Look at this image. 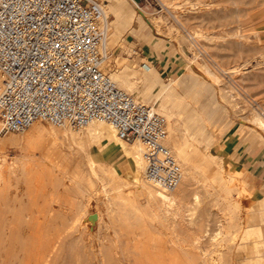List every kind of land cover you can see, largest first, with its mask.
Segmentation results:
<instances>
[{"label": "rangeland", "instance_id": "1", "mask_svg": "<svg viewBox=\"0 0 264 264\" xmlns=\"http://www.w3.org/2000/svg\"><path fill=\"white\" fill-rule=\"evenodd\" d=\"M98 1L101 2L103 12L108 14L106 57L103 63L106 71L110 75L117 70L118 73H131L135 77L132 81L135 86L140 85L143 79L147 78L153 82V89L157 91L162 87L161 85L174 82L166 110L177 114L183 125L188 127L186 131L190 143L188 151L195 155L201 154V157L212 168L214 167L215 170L211 174L216 173L219 179L211 178L208 194L202 182L194 180L182 206L186 221L182 222L179 218L174 223V229L167 222L165 224H168V227L164 223L162 227L157 219L153 218V221L149 216L145 218L147 210L145 211L144 199L134 194L132 185L131 187L121 183L123 186L120 187V192L127 198L123 200H126L125 202L122 198L117 205L108 203L110 196L102 190L101 181L96 175L88 172L90 168L87 163V152L71 138L53 140L39 137V139L33 134L32 139L30 137L32 133H29V140L33 141L31 146L21 147L12 144L9 140L11 137L26 136L31 128L23 132L22 136H18L21 133L0 135L2 145L0 160L2 157L5 158L1 164L4 163L3 167H6V170L14 167L11 166L12 164L19 165L27 161L41 166L26 165L19 181L15 176L6 175L8 181L0 190V264H11V262L16 264V261L17 264H24L27 260H30L29 264H84L82 259L89 260L90 257L92 259L90 258L87 263L92 262V264L105 262L106 264L110 262L200 264L201 254L203 257H212L206 258L207 264H264V210L253 205L249 200V173L246 168L239 165L241 162L239 158L245 151L259 150L264 157V137H262L264 128L256 123L257 116L264 119V0H160L162 7L153 6L149 9H140L134 6L131 0H125L126 20L122 22L116 20L109 0ZM99 25L101 27L104 25L101 18ZM196 39L199 44H196ZM140 41L151 45L153 43L167 45L171 50L179 51L182 59L180 58V69L177 74L166 75L153 68V73L145 71L143 69L145 64L141 63V58L137 54ZM193 61L197 63L196 66L190 64ZM217 72L221 73L217 74ZM219 75L223 80L219 79ZM214 76L220 80L218 81L220 84L216 86L212 84ZM217 88L226 92L224 90L218 92L215 90ZM132 90V94L146 102L134 91V87ZM227 91L228 94L225 96ZM232 93H235V97ZM146 103L159 110L158 105L153 102ZM170 122L168 120V126ZM35 125L40 126V129H46H42L46 132H53L54 129V126L48 123L38 122ZM107 126L104 124L105 128ZM68 128L77 135L84 132L83 129ZM111 132L113 133V130ZM230 136L236 138L237 144L232 148L224 149L223 142ZM113 149L111 147V150ZM241 149L242 153H239ZM64 153L68 158L71 156L70 159H64ZM199 160L195 162L199 164ZM105 161L116 166L124 181H130L133 172L136 171L134 161L129 157L121 156L119 152L115 160L108 161L105 156ZM77 162L80 169H83L81 171L85 173L87 181L90 182L89 186L81 183L83 190L80 189V193L83 194L75 189L77 187L75 184H73L74 189L72 187L65 191L57 182L58 178L66 179L71 174L74 176L73 170L75 171ZM196 169L195 176L198 179H205V174L204 176L198 174L203 171V166ZM129 187L132 189L131 192ZM194 192L201 194L199 201H192L191 196ZM133 194L137 196H134L135 200ZM131 197L135 202H132V205L136 204L137 207L136 205L132 207L131 203H128V198ZM78 202L80 205L76 204ZM125 204L131 207L128 205L125 207ZM139 207L142 208L143 213L141 211L138 213V210H141ZM126 209L131 214L125 212ZM135 209L137 213L134 212ZM77 210L80 212L77 213ZM132 211L135 216L142 214L145 217H138L139 221ZM56 214L59 215L58 218ZM82 218L83 220L80 221ZM124 218L130 220L126 221ZM143 218L146 222L141 221ZM132 221L135 222L132 224ZM62 224L70 230H79L72 231L74 235L76 233L74 236L76 240L59 243L62 250L59 249L56 256H48L47 259L44 257L41 260L39 253H46L52 245L58 244V235L65 228ZM80 229L83 231L81 232ZM134 234H137L138 238ZM196 236H200L199 246L190 247ZM78 242L81 243L82 248L84 246V250L88 247L86 251H90L93 256L90 254L81 258L80 252L84 255V251L79 247ZM117 242L118 245L120 243L119 247ZM179 242L184 248H191L194 252L189 261H186L188 257L178 249ZM134 244L137 248L133 246ZM76 246L79 248L75 249ZM127 247L131 249V253ZM120 251L123 252L122 255L119 254ZM203 253L205 255L207 253L208 256ZM195 258L199 260L192 262Z\"/></svg>", "mask_w": 264, "mask_h": 264}, {"label": "built area", "instance_id": "2", "mask_svg": "<svg viewBox=\"0 0 264 264\" xmlns=\"http://www.w3.org/2000/svg\"><path fill=\"white\" fill-rule=\"evenodd\" d=\"M103 14L98 0H0V135L38 122L78 130L104 123L124 141L145 144L146 180L171 192L182 170L167 143L168 121L106 71Z\"/></svg>", "mask_w": 264, "mask_h": 264}, {"label": "bare ground", "instance_id": "3", "mask_svg": "<svg viewBox=\"0 0 264 264\" xmlns=\"http://www.w3.org/2000/svg\"><path fill=\"white\" fill-rule=\"evenodd\" d=\"M163 1V0H162ZM110 2V6L112 7L113 11H114V14H115V18L117 21L119 22H122V21H125L126 20V10H125V0H109ZM166 2V1H165ZM133 3V2H132ZM128 4V3H126ZM134 6L137 7V5L135 3H133ZM128 7V6H127ZM130 8V7H129ZM134 15V14H133ZM101 22L102 24H106V19L108 18V14L104 13L101 17ZM131 18V17H130ZM114 21V20H113ZM103 25V26H104ZM198 33V32H197ZM196 33V34H197ZM195 34V36H196ZM203 35V34H202ZM201 35V36H202ZM191 36V35H190ZM189 36V37H190ZM200 36V37H201ZM242 36V35H241ZM188 37V38H189ZM192 37V36H191ZM190 37V38H191ZM114 41V40H113ZM194 41V40H193ZM192 42V41H191ZM196 44H199L198 40L196 39ZM194 42V43H195ZM198 42V43H197ZM109 44V43H108ZM111 46V45H110ZM200 46V45H199ZM197 50V49H196ZM195 50V51H196ZM194 52V51H193ZM203 52V51H202ZM195 53H198V52H195ZM109 58V57H108ZM206 58V57H205ZM108 60V59H107ZM203 60V59H202ZM205 61V60H204ZM208 62V60H207ZM110 63V62H109ZM196 62L193 61L191 62L190 64H193V66H196L197 63L195 64ZM209 65V64H208ZM211 66V65H210ZM150 67V66H149ZM148 66H145L143 67V69L145 71H148V72H152V68L151 70L149 69ZM201 68V66H199ZM195 68V67H194ZM192 67V69H194ZM212 68V67H211ZM133 69V68H132ZM191 69V70H192ZM233 69V67H232ZM150 70V71H149ZM196 70V69H194ZM193 70V71H194ZM118 71V70H117ZM112 72V78L113 80L116 82V84L126 90V91H129L132 93V89L134 87V91H136L138 93V95L144 99L146 102H153L155 105H158L159 107V110L157 111H160L162 112L163 116L168 119L170 122V126H168V138H167V143H168V146L172 152V154L174 155V157L176 158V160L178 161L180 167H181V170H182V178H181V181L179 183V185L177 186V188L171 192H164L156 187H154L152 184H150L148 182V180H146L145 178V160H144V157H143V151L145 150L146 146L143 142L141 141H135V142H126L124 141L123 139L119 138L118 136H116V134L113 133L108 130L107 128L111 129L110 126H107V128L104 127V123H93L89 126H87L86 128H84V132L80 135H77L75 134L72 129L68 128V127H56L54 126V129H53V132H46L42 129H40L39 127L40 126H37L35 124H33L29 129V132L28 134H25L26 136L24 137H20V138H15V137H11V139L9 140L12 144H16V145H20L21 147H24L26 145H29L31 146L30 144L33 142H31V140H29V138L34 134V136H38L37 138L39 137H47L49 139H53V140H56V138H59L60 140H67L68 138H71L72 140L76 141L75 144L77 143L82 149H84L86 152H87V163H88V166H89V173L90 174H94L96 175L99 180L101 181V187H102V190H104L108 196H110V203L111 205H117L119 204V199H122V201L124 199H127L125 197V195H123L121 192H120V187L123 186L121 183H124V184H127L128 185H132L133 188H134V194L136 193L138 196H141V198L143 197L144 199V206H145V211L147 210V212L145 213L147 216L145 217V215H136L135 216V213L137 210L135 209V211L133 212L134 213V216L135 217H139V218H142L143 216L147 219L148 216L149 218L151 217L150 220H152L153 218L154 219H157L163 226L162 223H168L169 225H171V228L174 229V223H176V221L180 218L182 220V222H185L186 219H184V214H183V204H184V200L186 198V196L188 195L189 193V190H190V186L192 185V182L194 180H197V182L201 181L202 182V185L204 187V190H207V194L210 193V191H208V188L210 187L211 185V178H217L219 179V177L217 176L216 173H213L211 174L212 172H214V167L212 168L208 162H206V160L204 158L201 157V154L199 155H195L193 153H191L190 151H188V147L190 146V143H189V139L186 135V131L188 130V127L186 128V126L183 125V123L181 122L179 116H177V114L173 113V112H170V111H167L166 110V105H167V102H168V97L170 96V94L172 93V89L171 87L173 86V83L172 81H170L169 83L167 84H163L161 85L162 87L157 91V90H154V84L151 80L147 79V78H144L143 79V82L138 85V86H135L133 84V79H135V77H133V75H131V73H127V72H123V73H118V72ZM136 71V70H135ZM139 71V70H138ZM197 71V70H196ZM204 71V70H203ZM218 71V69H217ZM220 71V70H219ZM229 71V70H228ZM239 71V70H238ZM200 72V71H198ZM231 72V71H230ZM191 73V72H190ZM216 73V71H215ZM218 73H221V72H217ZM135 74V73H134ZM202 74V73H201ZM226 74V72H225ZM150 75V74H149ZM200 75V73H199ZM232 75V73L230 74ZM144 76V75H143ZM151 76V75H150ZM220 76V75H219ZM202 77V76H201ZM150 78V77H149ZM156 78V77H154ZM153 78V79H154ZM222 77L220 76L219 79L220 80H223L221 79ZM218 77L217 76H214V78L212 79V84L213 85H217V84H220L218 83ZM176 81V80H175ZM234 81V80H233ZM224 82V81H223ZM211 83V82H210ZM225 85V84H224ZM224 87V86H222ZM237 87V86H236ZM221 88V86H220ZM220 88H217L215 90H217L218 92H220L222 89ZM238 89V88H237ZM224 90V89H223ZM222 90V92H223ZM233 89H231V92H232ZM225 91V90H224ZM239 91V90H238ZM226 92V91H225ZM224 92V93H225ZM230 93V92H229ZM228 94V91L227 93H225V96H227ZM218 95V94H217ZM223 95V94H222ZM234 95V96H233ZM232 96L235 97V93H232ZM229 97V95H228ZM231 97V96H230ZM222 98V97H221ZM225 99V98H224ZM223 99V100H224ZM231 99V98H230ZM236 99V98H234ZM233 100V99H232ZM238 100V99H237ZM218 101V100H217ZM224 102H227V101H224ZM233 102V101H232ZM239 102V101H238ZM221 103V102H220ZM229 103V102H228ZM232 106V105H231ZM176 112V111H175ZM259 112V111H258ZM262 112V111H261ZM263 113V112H262ZM185 118V117H184ZM167 120V121H168ZM256 123H258L262 128H264V119L260 116H257L256 118ZM257 124V125H258ZM258 125V126H259ZM252 128V127H251ZM260 128V127H258ZM74 130V129H73ZM27 132V131H26ZM29 133L31 134L30 137H29ZM23 134L21 133L20 135L18 136H22ZM260 135L261 132H260ZM262 137H264L262 135ZM33 139V137H31ZM35 139V138H34ZM40 139V138H39ZM69 140V139H68ZM54 142V141H53ZM2 143V142H1ZM3 144V143H2ZM0 147H2V145L0 144ZM111 147H113L114 149L113 150H116V152H119L120 155L124 156V157H129L131 158L135 165H136V171L133 172V175L132 177L130 178V181H124L123 177L119 174L118 172V169L116 168L115 165H112V164H109L105 161V156H106V152H108L109 150H111ZM195 149V148H194ZM197 149V148H196ZM45 152V151H44ZM201 152V151H200ZM199 152V153H200ZM52 153V152H51ZM84 153V152H83ZM65 154V153H64ZM63 154V155H64ZM44 155H48V154H44ZM52 155V154H51ZM79 156V155H78ZM27 157V156H26ZM71 157V156H70ZM70 157L68 158L67 155L65 154L63 156L64 159H70ZM216 157V156H215ZM214 157V158H215ZM76 158V157H75ZM217 158V157H216ZM5 158L2 157V159L0 160V190L2 189V187H4V184L6 183L7 180V177H13L15 176L16 179H18L19 181V178H21V175L23 173V169L26 165H30V166H34L35 163L33 164H30L28 161L25 162V163H20L19 165H11V166H14L12 168H8L7 170L3 167V164H1L2 161H5L4 160ZM32 159V158H31ZM74 159V157H73ZM197 159H200V163L197 164L195 162V160ZM30 160V159H29ZM79 160V158H78ZM32 161V160H31ZM73 161V160H71ZM76 160H74L75 162ZM79 162V161H78ZM77 162V164H75V171L73 170L74 173V176H72V174L70 176H67V178L65 179H60L58 178L57 182L59 183V185L61 187H63V189H65V191L69 190L70 188L73 187L74 189V186L73 184H75L76 188L75 189H78V192L80 193V189L83 190L81 187V183H84L85 185L87 184L88 186L90 185V182L87 181V178H86V175L85 173H83V169H80V165L79 163ZM210 162V161H209ZM213 161H211L212 163ZM8 163V162H7ZM6 163V164H7ZM39 163V162H38ZM76 163V162H75ZM81 163V162H80ZM36 166L38 167H41L39 166L38 164H35ZM41 165V163H40ZM203 166V171L202 172H198V174H203L202 176H204L205 174V179H198L195 175L197 174V169L196 168H199L200 166ZM16 166V167H15ZM221 166V165H220ZM82 167V166H81ZM222 168V167H221ZM218 169V168H217ZM222 171V170H221ZM221 173V172H220ZM24 174V173H23ZM87 174V173H86ZM211 174V175H210ZM7 175V177H6ZM65 175V174H63ZM210 175V176H209ZM57 176V175H56ZM92 176V175H91ZM90 176V177H91ZM66 177V176H64ZM87 177H88V174H87ZM231 177V176H230ZM63 178V177H62ZM94 181V180H93ZM92 181V182H93ZM98 182V181H97ZM224 183V182H222ZM94 184V183H93ZM58 185V184H57ZM84 185V186H85ZM59 186V187H60ZM131 186V187H132ZM58 187V189H59ZM93 188L95 187L94 185L92 186ZM131 187L130 188V192H131ZM212 187V186H211ZM57 188V187H56ZM89 188V187H88ZM86 189V188H85ZM84 189V191H85ZM91 189V188H90ZM98 189V187H97ZM60 190V189H59ZM125 190V189H124ZM127 190V189H126ZM77 191V190H76ZM83 191V192H84ZM129 191V190H128ZM3 192V191H2ZM63 192V191H62ZM69 192V191H68ZM67 192V193H68ZM78 192H77V196H78ZM206 192V191H205ZM74 194V192H71ZM91 193H92V190H91ZM105 193V194H106ZM125 193V192H124ZM231 193V192H230ZM60 194V193H59ZM80 194H83V193H80ZM79 194V195H80ZM132 194V193H131ZM133 194V198L135 200V197L136 195ZM210 195V194H209ZM107 196V195H105ZM128 198V203H131L132 205V202L135 203L134 201H132L133 198ZM137 197V196H136ZM200 197H201V194L199 192H194L191 196V199L193 202H196V201H199L200 200ZM105 198V197H104ZM107 198V197H106ZM105 198V199H106ZM140 199V198H139ZM138 199V200H139ZM108 200V199H107ZM126 201V200H125ZM123 201V202H125ZM142 202V201H141ZM105 203V202H104ZM107 203V202H106ZM77 205H80L79 202L76 203ZM107 205V204H105ZM126 205L129 206V204H125V207ZM136 204H134L135 206ZM85 206V205H84ZM83 206V207H84ZM120 206V205H118ZM117 206V207H118ZM132 205V207H134ZM82 207V206H81ZM124 207V208H125ZM131 207V206H129ZM137 207V205H136ZM121 208V207H120ZM128 208V207H127ZM141 210H138V213L139 211H143L141 207H139ZM138 208V209H139ZM84 209V208H83ZM133 208H131L132 210ZM80 210V209H78ZM77 210V211H78ZM84 210H87V209H84ZM123 210V209H122ZM130 210V211H131ZM83 211V210H82ZM112 211V210H111ZM124 211V210H123ZM122 211V212H123ZM128 210L126 209L125 212H127ZM144 211V212H145ZM59 212V211H58ZM57 212V214H58ZM80 211H78L77 213H79ZM86 212V211H85ZM109 212V210H108ZM115 211H113L114 213ZM129 212V211H128ZM87 213V212H86ZM112 213V214H113ZM117 213V212H115ZM130 213V212H129ZM137 213V212H136ZM143 213V212H142ZM56 214V217L59 215ZM131 214V213H130ZM119 215V213L117 214ZM115 216V215H114ZM133 216V218H134ZM57 217V218H58ZM76 217V216H75ZM82 217V216H81ZM92 217V216H91ZM97 217V215H96ZM112 217V216H111ZM119 217V216H118ZM124 216H122L123 218ZM128 217V216H127ZM56 218V219H57ZM61 218V217H60ZM85 218V217H84ZM136 218V220H137ZM138 218V220L140 221V219ZM92 219V218H91ZM126 221L130 220V219H126L124 218ZM135 219V218H134ZM146 219L144 221V218L141 220L142 222H146ZM153 219V221H154ZM83 220L80 219V221ZM102 220V219H101ZM149 220V221H150ZM67 221V220H66ZM76 221V220H75ZM100 221V220H99ZM103 221V220H102ZM153 221H150L152 223H154ZM157 221V222H158ZM64 222V221H63ZM73 222V221H72ZM87 222V221H86ZM116 222V221H114ZM135 221H132V224L134 223ZM148 222L149 224H152ZM156 222V221H155ZM159 222H158V226H159ZM68 223V222H67ZM67 223H63L65 225H67ZM62 224V227H65L64 225ZM70 224V223H68ZM73 224V223H72ZM81 224V223H80ZM87 224V223H86ZM85 224V225H86ZM117 225L119 223H116ZM127 224V223H126ZM131 224V225H132ZM168 224H165V226H167ZM71 225V224H70ZM153 225V224H152ZM157 225V224H156ZM76 226V225H75ZM91 226V225H90ZM120 226V225H119ZM135 226H136V223H135ZM86 227V226H85ZM84 227V228H85ZM161 227V228H162ZM168 227V226H167ZM170 227V226H169ZM75 228V227H73ZM80 228V227H78ZM112 228V227H111ZM115 228V227H114ZM151 228V227H149ZM252 228V227H251ZM72 229V228H71ZM83 229V228H82ZM82 229L81 232L83 231ZM156 229V228H155ZM160 229V228H159ZM166 229V228H164ZM58 230V229H56ZM74 229L70 230L69 227H65L64 229L60 231H57V232H60L59 235H58V239H57V242L58 244L56 245H52L51 248L45 253H39V255H41V260L44 259H47L46 257H54L56 256V253H58L57 251L59 249L62 250V248H60V245L59 243H62L63 241H75V235L74 233H72ZM90 230V229H88ZM154 230V229H152ZM79 231V230H78ZM78 231H75L74 232H78ZM86 231H87V228H86ZM85 231V232H86ZM116 231V230H115ZM84 232V233H85ZM158 232V231H157ZM255 232V231H254ZM83 233V234H84ZM116 233V232H114ZM156 233V232H155ZM258 233V232H257ZM82 234V235H83ZM142 234V233H140ZM81 235V234H79ZM81 235V236H82ZM89 235V234H88ZM116 235V234H115ZM136 235V237L138 238L137 234H134ZM133 235V237H134ZM161 235V233H160ZM159 235V236H160ZM165 235V234H164ZM163 235V236H164ZM178 235V233L176 234ZM205 235H207V232L205 233ZM119 236V235H118ZM215 236V235H214ZM78 237V236H76ZM129 237V236H128ZM127 237V238H128ZM131 237V236H130ZM83 238V237H82ZM88 238V237H87ZM117 239V237H116ZM121 240V238H118ZM85 240V239H84ZM119 240V242H120ZM130 240V239H129ZM140 240V239H139ZM81 241V239H80ZM88 241V240H87ZM105 241V240H104ZM82 244H83V241H81ZM108 242V245H109V241ZM113 242V241H112ZM65 243V242H64ZM74 243V242H72ZM106 243V242H105ZM111 243V242H110ZM125 243V242H124ZM63 244V243H62ZM66 244H68L66 242ZM79 244V242L77 243ZM81 244V243H80ZM79 244V245H80ZM85 244V243H84ZM91 245V243H88ZM107 244V243H106ZM114 244V242H113ZM123 245V243H121ZM132 244V242H131ZM154 244V243H153ZM200 244V236H196L193 238L192 240V243H191V246L190 247H196V246H199ZM65 245V244H64ZM89 245V247H90ZM117 245H118V242H117ZM120 245V243H119ZM118 245V247H119ZM130 245V244H129ZM136 244H134L133 246H135ZM140 245V244H139ZM220 245V244H219ZM59 246V247H58ZM66 246H69V245H66ZM65 246V247H66ZM82 245H80L79 247H81ZM87 243H86V247H87ZM116 246V245H114ZM177 246L179 247L178 249H180V251H182L188 258V260L186 261H189L191 258H192V254L194 253L191 248H184L183 245L181 244V242H179V244H177ZM63 249H64V246H62ZM70 247V246H69ZM68 247V248H69ZM78 247V248H79ZM109 247V246H108ZM136 247V246H135ZM150 247V246H149ZM73 248V247H72ZM77 246L75 247V249H78ZM88 248V247H87ZM84 250V246L83 248L81 247V249H83L84 251V255H83V252H80L82 254V256H80V253H79V256L82 258L83 256H87L92 253H90V251H86V249ZM112 248V247H111ZM115 248V247H114ZM131 248V247H130ZM137 248V247H136ZM151 248V247H150ZM154 248V247H153ZM74 249V248H73ZM89 249V248H88ZM127 249L129 250V252L131 251V249H129V247H127ZM159 249V248H158ZM66 250V249H65ZM134 250V249H133ZM161 250V249H160ZM73 251V250H72ZM75 251V250H74ZM135 251V250H134ZM137 251V250H136ZM142 251V250H141ZM148 251V250H147ZM71 252V250H70ZM69 252V253H70ZM77 252V251H76ZM122 251H120L119 254L122 255L123 252H125L123 250V252L121 253ZM128 252V251H126ZM125 252V253H126ZM128 252V253H129ZM133 252V251H132ZM152 252V251H150ZM193 252V253H192ZM205 252V251H203ZM214 252V251H213ZM218 252V251H217ZM63 253V251H62ZM61 253V254H62ZM73 253V252H72ZM71 253V254H72ZM111 253V252H110ZM131 253V252H130ZM137 252H135L136 254ZM211 253V252H210ZM219 253V252H218ZM108 254V253H107ZM134 254V252H133ZM148 254V252H147ZM156 254V253H155ZM205 255V253H203ZM58 255V254H57ZM75 255V254H73ZM103 255V254H102ZM120 255V256H121ZM125 255V254H123ZM128 255V254H127ZM195 255V254H194ZM202 255V254H201ZM199 258H201L200 260V264H207V260L206 258L207 257H203L201 256ZM206 255L208 256V254L206 253ZM205 255V256H206ZM78 256V255H77ZM112 257V256H111ZM197 257V256H196ZM210 257V256H209ZM208 257V258H209ZM223 257V256H222ZM92 259V257H90ZM90 258H88L90 260ZM199 258H195L192 262L194 261H197L199 260ZM207 258V259H208ZM212 258V257H210ZM209 258V259H210ZM216 258V257H215ZM109 259V258H108ZM150 259V258H149ZM197 259V260H196ZM220 259V258H219ZM86 260V261H85ZM89 260L87 259H82V261H84L85 263H87V261L89 262ZM148 260V259H147ZM110 261V259H109ZM122 261V260H121ZM152 261V260H151ZM104 262V261H103ZM117 262V261H116ZM154 262V261H152ZM191 262V263H192ZM210 262V261H209ZM16 264L18 263V261L15 262ZM30 263V260H27L24 262V264H29ZM84 263V264H85ZM107 262L105 263H102V264H106ZM125 263V262H124ZM149 263V262H148ZM151 263V262H150ZM174 263V262H173ZM187 263V262H186ZM190 263V262H188ZM12 264V262H11ZM14 264V263H13ZM87 264H92V262L90 263H87ZM95 264V263H93ZM108 264H115V263H108ZM153 264V263H151ZM182 264V263H181ZM198 264V263H197ZM214 264V263H213Z\"/></svg>", "mask_w": 264, "mask_h": 264}, {"label": "crops", "instance_id": "4", "mask_svg": "<svg viewBox=\"0 0 264 264\" xmlns=\"http://www.w3.org/2000/svg\"><path fill=\"white\" fill-rule=\"evenodd\" d=\"M137 54L141 58V63L145 64V66H150V70L153 68L163 74L174 75L180 69L181 53L171 50L167 45H155L154 43L151 45L140 41L137 47ZM236 144V138L230 136L224 140L223 147L224 149H227V147L232 148ZM239 151V153H242V149ZM242 155L239 158V161H241L239 165L246 168L247 173H249L248 184L250 189L248 198L253 205L264 210V157L259 150L245 151ZM116 156V150L106 152L108 161L115 160ZM248 156L249 158H247Z\"/></svg>", "mask_w": 264, "mask_h": 264}, {"label": "water", "instance_id": "5", "mask_svg": "<svg viewBox=\"0 0 264 264\" xmlns=\"http://www.w3.org/2000/svg\"><path fill=\"white\" fill-rule=\"evenodd\" d=\"M135 1L138 2V3L140 2V0H135Z\"/></svg>", "mask_w": 264, "mask_h": 264}]
</instances>
